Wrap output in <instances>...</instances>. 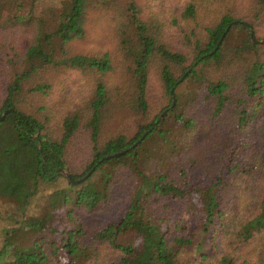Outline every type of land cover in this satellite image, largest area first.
<instances>
[{
    "label": "trees",
    "instance_id": "1",
    "mask_svg": "<svg viewBox=\"0 0 264 264\" xmlns=\"http://www.w3.org/2000/svg\"><path fill=\"white\" fill-rule=\"evenodd\" d=\"M182 1L0 0V264H264V0Z\"/></svg>",
    "mask_w": 264,
    "mask_h": 264
},
{
    "label": "rangeland",
    "instance_id": "2",
    "mask_svg": "<svg viewBox=\"0 0 264 264\" xmlns=\"http://www.w3.org/2000/svg\"><path fill=\"white\" fill-rule=\"evenodd\" d=\"M182 2V0H163L161 9H175L178 6L180 7L182 5ZM89 23L90 24L88 25L89 30L87 36L82 40L76 41L73 44V48L77 51L81 50L86 54H98L105 51L113 53L115 51V40L109 31L107 18L98 17L96 14H91ZM252 33L254 35L253 30ZM255 34L258 38V41L264 40V34L261 29H257L255 31ZM263 43L264 41L262 42V44ZM78 76H80L79 73ZM79 85H82V83L80 82ZM72 92H70L69 94H72ZM249 199L251 198H246V200Z\"/></svg>",
    "mask_w": 264,
    "mask_h": 264
},
{
    "label": "water",
    "instance_id": "3",
    "mask_svg": "<svg viewBox=\"0 0 264 264\" xmlns=\"http://www.w3.org/2000/svg\"><path fill=\"white\" fill-rule=\"evenodd\" d=\"M250 36H251V38H252L253 40H255V39H254V35H253L252 32L250 33ZM223 37H224V34L221 36L220 40L217 42V44H216V46H215V48H214V51H215V50L218 48V46L220 45V43H221ZM263 41H264V40H263ZM263 41H259V42L262 43ZM171 92H172V91H171ZM174 103H175V97H174V95H173V93H172V105H173ZM7 111H8V110H5V113H6ZM165 112H166V110H164V111L160 114V117H161ZM2 117H3V115L0 116L1 119H2ZM141 139H142V138H140L139 140H137V142H135V143H134L132 146H130L129 148L124 149V150L119 151V152H116V153H113V154H108V155L104 156L102 159H108V158H110V157H112V156H117V155H120V154L125 153L126 151L132 149V148H133L138 142L141 141ZM65 173L68 175L67 172H65ZM74 182H76V181H74Z\"/></svg>",
    "mask_w": 264,
    "mask_h": 264
}]
</instances>
